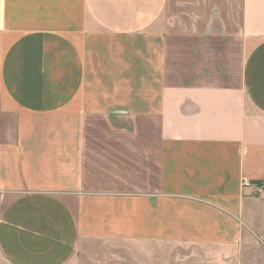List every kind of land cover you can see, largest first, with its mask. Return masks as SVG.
<instances>
[{
	"label": "crops",
	"instance_id": "0c3cea01",
	"mask_svg": "<svg viewBox=\"0 0 264 264\" xmlns=\"http://www.w3.org/2000/svg\"><path fill=\"white\" fill-rule=\"evenodd\" d=\"M262 182L264 0H0L1 264H264Z\"/></svg>",
	"mask_w": 264,
	"mask_h": 264
},
{
	"label": "rangeland",
	"instance_id": "374dc122",
	"mask_svg": "<svg viewBox=\"0 0 264 264\" xmlns=\"http://www.w3.org/2000/svg\"><path fill=\"white\" fill-rule=\"evenodd\" d=\"M257 245L264 249V243ZM70 264H213V260L208 250L195 247L89 241L79 248Z\"/></svg>",
	"mask_w": 264,
	"mask_h": 264
},
{
	"label": "built area",
	"instance_id": "2783aa9c",
	"mask_svg": "<svg viewBox=\"0 0 264 264\" xmlns=\"http://www.w3.org/2000/svg\"><path fill=\"white\" fill-rule=\"evenodd\" d=\"M243 185H244V186H249V181L245 179V180L243 181ZM260 187H261V188H264V182L261 183Z\"/></svg>",
	"mask_w": 264,
	"mask_h": 264
}]
</instances>
